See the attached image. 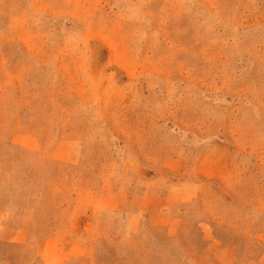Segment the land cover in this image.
<instances>
[{
	"label": "rangeland",
	"instance_id": "rangeland-1",
	"mask_svg": "<svg viewBox=\"0 0 264 264\" xmlns=\"http://www.w3.org/2000/svg\"><path fill=\"white\" fill-rule=\"evenodd\" d=\"M0 264H264V0H0Z\"/></svg>",
	"mask_w": 264,
	"mask_h": 264
}]
</instances>
